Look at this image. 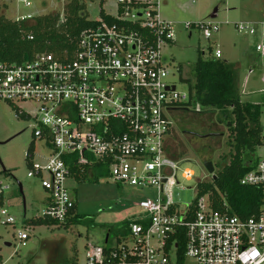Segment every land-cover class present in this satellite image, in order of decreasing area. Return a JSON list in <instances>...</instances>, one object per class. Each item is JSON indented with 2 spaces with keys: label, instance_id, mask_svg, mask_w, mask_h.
<instances>
[{
  "label": "built area",
  "instance_id": "built-area-1",
  "mask_svg": "<svg viewBox=\"0 0 264 264\" xmlns=\"http://www.w3.org/2000/svg\"><path fill=\"white\" fill-rule=\"evenodd\" d=\"M159 5L160 0H118L117 13H107L112 19L99 16L82 30L72 59L40 53L20 63L0 60V101L35 103L33 135L45 139L51 149L44 162L33 163L27 173L38 176L48 193L41 217L58 222L69 217L75 203L66 183L74 178L72 166L90 176L100 165L118 183L156 188L158 198L140 201L149 216L130 220L128 235L114 238L109 250L87 243L88 264H168L178 259L181 235L182 261L264 264V206L258 215L243 219L214 209L207 194L183 211L164 195L179 169L168 152L171 116L187 96L168 82L170 61L163 47L174 43L175 30L172 21L161 17ZM228 24L206 19L186 22L184 28L190 34L194 26L210 39ZM232 24L239 33L257 28L245 20ZM259 24L263 31L256 52L264 58V21ZM213 57L221 58L220 49ZM193 176L191 169H183L184 179ZM240 183L261 186L264 195V157ZM9 188L0 178V229L15 223L6 203ZM16 237L25 246L29 234L19 231Z\"/></svg>",
  "mask_w": 264,
  "mask_h": 264
},
{
  "label": "rangeland",
  "instance_id": "rangeland-1",
  "mask_svg": "<svg viewBox=\"0 0 264 264\" xmlns=\"http://www.w3.org/2000/svg\"><path fill=\"white\" fill-rule=\"evenodd\" d=\"M25 1L30 3L29 6L25 5ZM80 1L84 3L89 19H97L102 10L113 15L117 13L118 0ZM67 2L0 0V4L6 5V16L12 19L27 14L63 13ZM159 11L163 19L173 22L175 30L174 43L163 47L170 61L168 82L174 83L188 100L193 95V69L199 53L203 51L205 57L210 58L216 49H220L221 59H228L240 76L238 87L241 99L260 105V121L264 126V58L256 52V45L262 39L263 27L259 23L264 21V0H160ZM214 12L215 17H212ZM206 19L229 20L231 24L223 25L210 39L205 38L194 26L190 34L184 28L186 22L196 23ZM241 20L257 24L255 32L239 33L232 23ZM188 78L191 80H183ZM36 108L37 105L29 101H18L16 104L0 101V141L15 136L0 145V158L7 169L4 173L0 163V178L10 185L6 203L15 217L13 225L0 229L1 263L64 264L67 260H75L76 264H88L86 244L103 245L111 227L123 225L126 220L146 219L149 213L139 203L143 200H157L158 191L151 186L136 187L118 183L107 176L98 181L68 178L66 183L75 200V212L82 217L81 221L67 228L28 224L26 220L41 216L48 193L38 176L29 177L27 173L32 170L33 163L42 164L51 153L45 139L33 135ZM197 108L203 111L198 99L192 96L191 106L187 110L175 109L171 116L173 124L168 139V152L177 156L175 159L179 169L175 183L166 184L164 195L180 211L196 199L199 181H213V174L206 170L204 162L212 161L216 174L220 164L229 162L233 152L229 143V130L219 120V111L199 113ZM22 111L23 115L20 113ZM255 157H264V145L257 148ZM185 168L194 172L189 180L182 177ZM19 183L22 185V193ZM19 231L29 234L25 246L16 237ZM4 242L12 245L7 247ZM177 261L173 257L168 264H177ZM180 264L196 262L185 258Z\"/></svg>",
  "mask_w": 264,
  "mask_h": 264
},
{
  "label": "trees",
  "instance_id": "trees-1",
  "mask_svg": "<svg viewBox=\"0 0 264 264\" xmlns=\"http://www.w3.org/2000/svg\"><path fill=\"white\" fill-rule=\"evenodd\" d=\"M5 9L6 5L0 4V60L8 63L31 60L40 53H52L58 60L72 59L82 30L95 23V19L88 18L85 5L80 0H68L63 13L33 15L29 19L8 18ZM100 16L112 19L103 10ZM193 74V95L188 100L179 102L178 108L187 110L188 106H191L192 96H195L203 108V111H198L199 113L218 110L219 120L224 122L229 130V143L233 148V152H230L231 159L220 164L212 182H198L197 197L193 202L207 194L211 206L216 210L243 219L256 216L264 206L263 187L243 185L240 179L255 167L258 160L255 152L258 147L264 145L260 105L241 99L237 69L225 59L206 58L205 53L201 51L194 65ZM170 156L177 157L171 154ZM70 158L75 159L74 156ZM107 174L108 169L100 165L94 166L90 176L86 172L81 175L77 173L75 165L72 166L71 172L76 180L88 178L93 181H98ZM81 219V215L75 212L74 204L70 216L62 222L41 216L26 221L35 226L59 225L67 228L79 223ZM129 221L126 220L123 225L108 230L103 244L105 251L109 250L114 238L119 241L128 235ZM178 244L177 264H180L184 254L183 235L180 236ZM64 264H76V261L67 260Z\"/></svg>",
  "mask_w": 264,
  "mask_h": 264
},
{
  "label": "water",
  "instance_id": "water-1",
  "mask_svg": "<svg viewBox=\"0 0 264 264\" xmlns=\"http://www.w3.org/2000/svg\"><path fill=\"white\" fill-rule=\"evenodd\" d=\"M212 17H215V12L212 14ZM201 136H205V135H201ZM14 137H15V136H13V137L7 139L5 142H8L9 140H11V139L14 138ZM0 163H1L2 167H3V172H7V169H6L5 166L3 165L1 159H0ZM204 167L206 168V170H207L209 173L213 174V179H215L216 174L214 173V172H215V169H214L213 162H212V161H205V162H204ZM203 176H204V172L201 173V177H203ZM19 188H20V192L22 193V192H23V191H22V185H21L20 183H19ZM7 244H8V246H10L9 243H7Z\"/></svg>",
  "mask_w": 264,
  "mask_h": 264
},
{
  "label": "crops",
  "instance_id": "crops-1",
  "mask_svg": "<svg viewBox=\"0 0 264 264\" xmlns=\"http://www.w3.org/2000/svg\"><path fill=\"white\" fill-rule=\"evenodd\" d=\"M235 44V43H234ZM221 51V50H220ZM221 57H222V53H221ZM225 60H227L228 61V59H225ZM229 62V61H228ZM239 74H238V79H239ZM238 84H239V80H238ZM47 200H48V196H46V198H45V201L47 202ZM45 205H46V203H45Z\"/></svg>",
  "mask_w": 264,
  "mask_h": 264
},
{
  "label": "flooded vegetation",
  "instance_id": "flooded-vegetation-1",
  "mask_svg": "<svg viewBox=\"0 0 264 264\" xmlns=\"http://www.w3.org/2000/svg\"><path fill=\"white\" fill-rule=\"evenodd\" d=\"M5 141H6V140H1V141H0V145H1V144H4V143H7V142H5ZM0 159H1V158H0Z\"/></svg>",
  "mask_w": 264,
  "mask_h": 264
}]
</instances>
